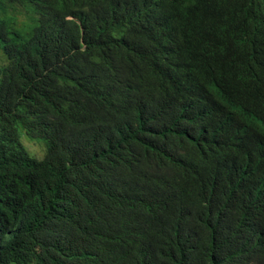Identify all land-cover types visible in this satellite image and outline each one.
<instances>
[{"label": "trees", "instance_id": "trees-1", "mask_svg": "<svg viewBox=\"0 0 264 264\" xmlns=\"http://www.w3.org/2000/svg\"><path fill=\"white\" fill-rule=\"evenodd\" d=\"M1 4L0 264H264V0Z\"/></svg>", "mask_w": 264, "mask_h": 264}, {"label": "rangeland", "instance_id": "rangeland-1", "mask_svg": "<svg viewBox=\"0 0 264 264\" xmlns=\"http://www.w3.org/2000/svg\"><path fill=\"white\" fill-rule=\"evenodd\" d=\"M2 3V2H1ZM12 17V14L10 12V10H4V7L3 5L1 4L0 5V19L1 18H5V19H10ZM21 19V18H20ZM23 142V145L27 148V151L30 152V147L31 145H33L34 143H38V144H41L40 141H36V140H26V139H23L21 140ZM32 154V153H31Z\"/></svg>", "mask_w": 264, "mask_h": 264}]
</instances>
